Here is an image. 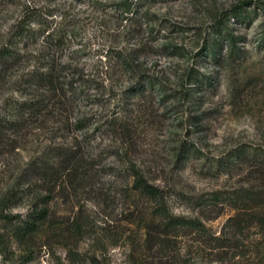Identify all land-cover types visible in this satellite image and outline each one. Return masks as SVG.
<instances>
[{"label": "rangeland", "instance_id": "obj_1", "mask_svg": "<svg viewBox=\"0 0 264 264\" xmlns=\"http://www.w3.org/2000/svg\"><path fill=\"white\" fill-rule=\"evenodd\" d=\"M21 27L37 36L21 41ZM9 46L0 264H264V212L228 202L259 197V169L220 165L264 150V0H0ZM137 173L158 197L134 188ZM39 198L48 220L21 242Z\"/></svg>", "mask_w": 264, "mask_h": 264}, {"label": "trees", "instance_id": "obj_2", "mask_svg": "<svg viewBox=\"0 0 264 264\" xmlns=\"http://www.w3.org/2000/svg\"><path fill=\"white\" fill-rule=\"evenodd\" d=\"M118 6L119 7L123 6L124 11L127 13L132 10L131 4L129 3L127 4L126 1L121 2ZM42 35H43V39L45 43L48 45L52 43L53 38L54 39L56 38L55 32H47L46 30L42 32ZM35 36H37L36 32H30L28 28L21 27L19 31V37L21 41H26L28 38H32ZM205 47L209 51L207 55L214 59L216 56L214 47L210 45L205 46ZM18 51H19L18 49L11 47V46L0 48V61L7 63L10 59H16ZM200 80L201 82L208 81L205 77ZM30 82L31 83L33 82L34 84H36L37 87H39V85H42V84H48V83L52 84L53 79L50 76V74L43 75L41 73L39 74L34 71L32 74V77L30 78ZM37 102L38 101H34V99L25 100L23 102L25 110L36 109L38 107ZM240 157H245V158L244 160H241ZM247 157H251L252 162L250 163L252 165H257V168L259 169L257 171L258 178L261 179L263 183L261 184V186L263 187V190L260 191L259 197L257 198V194H256L257 192L255 191V189H253V187L247 188L244 191L245 196H242V195L240 196L239 194L236 197L234 196V198H231L230 196L229 198L231 199H229L228 202L231 205H233V207L235 208H242L244 210L249 208V210L255 211L254 214H263L264 212V150H261L260 148H257V147H253L250 150L245 147L234 148L228 152L227 156L224 159V163H220V165H223L224 168L233 167L235 163H240V161H243L244 163L246 161H250V159H247ZM254 157H257V158L253 160ZM239 158L240 160H238ZM134 188L139 190L142 194L150 196V197H158L159 195L158 189L154 185L148 183V181H146L144 177L138 173L135 176ZM13 192L14 190H12L11 193L13 194ZM39 199L40 200H38V203L36 204V206L42 203V207L36 210H33L30 213L29 218L25 221V223L17 226L14 231L15 237L21 242L28 243L29 241H31V239L36 235V233L39 232L42 225H44L46 221L48 220L49 200L45 198H39ZM239 202L242 204V206H238ZM161 214H167V213L162 212ZM171 223H173L172 225H175L173 221H171ZM23 257H25L26 261H29V259L30 260L32 259V257H29V258H27L26 256H23Z\"/></svg>", "mask_w": 264, "mask_h": 264}]
</instances>
